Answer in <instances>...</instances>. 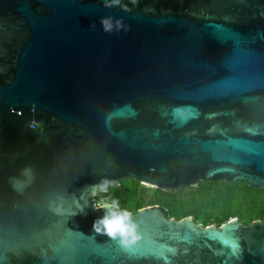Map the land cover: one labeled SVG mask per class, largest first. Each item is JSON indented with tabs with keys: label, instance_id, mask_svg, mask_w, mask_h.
Returning a JSON list of instances; mask_svg holds the SVG:
<instances>
[{
	"label": "water",
	"instance_id": "water-1",
	"mask_svg": "<svg viewBox=\"0 0 264 264\" xmlns=\"http://www.w3.org/2000/svg\"><path fill=\"white\" fill-rule=\"evenodd\" d=\"M105 178L264 188V0H0V264H264V219L96 234Z\"/></svg>",
	"mask_w": 264,
	"mask_h": 264
},
{
	"label": "trees",
	"instance_id": "trees-1",
	"mask_svg": "<svg viewBox=\"0 0 264 264\" xmlns=\"http://www.w3.org/2000/svg\"><path fill=\"white\" fill-rule=\"evenodd\" d=\"M102 199H117L122 209L132 213L157 205L167 217L180 219L190 215L204 226H219L232 217L243 223L264 219V188L225 179L199 181L195 186L169 192L126 178L94 197L95 201Z\"/></svg>",
	"mask_w": 264,
	"mask_h": 264
},
{
	"label": "clouds",
	"instance_id": "clouds-1",
	"mask_svg": "<svg viewBox=\"0 0 264 264\" xmlns=\"http://www.w3.org/2000/svg\"><path fill=\"white\" fill-rule=\"evenodd\" d=\"M102 27L105 31L110 30L111 24L108 20H101ZM115 183L108 179H102L100 183L91 186L89 195L95 197L97 193H105L108 190V185ZM94 207L103 209L104 213L93 223V231L98 235H106L110 240H117L119 244L129 249L140 239L138 233V225L132 214L120 207V202L117 199H102L95 201Z\"/></svg>",
	"mask_w": 264,
	"mask_h": 264
},
{
	"label": "rangeland",
	"instance_id": "rangeland-1",
	"mask_svg": "<svg viewBox=\"0 0 264 264\" xmlns=\"http://www.w3.org/2000/svg\"><path fill=\"white\" fill-rule=\"evenodd\" d=\"M146 185V184H145ZM148 186V185H147ZM142 200H143V198H142Z\"/></svg>",
	"mask_w": 264,
	"mask_h": 264
}]
</instances>
